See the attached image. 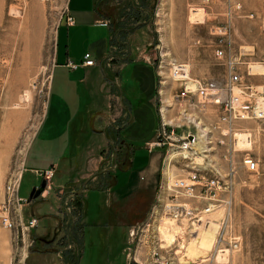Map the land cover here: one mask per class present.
Segmentation results:
<instances>
[{"label":"rangeland","instance_id":"374dc122","mask_svg":"<svg viewBox=\"0 0 264 264\" xmlns=\"http://www.w3.org/2000/svg\"><path fill=\"white\" fill-rule=\"evenodd\" d=\"M66 2L67 0H0V220L5 211L7 183L20 175L17 197L22 202L16 209H19L23 223L20 226V222H16L13 230H7L0 221V233L9 235L10 264H73L80 259L78 264L113 262L106 258L107 249H104L102 243V236L108 234L110 229L101 230L100 227L91 225L92 222L88 219V215L99 208L97 202L101 197H97L92 191L90 195H86V218L80 206L82 196L77 199L74 194L65 196L67 201H63L64 209L59 210L58 217H53V214L50 218L46 217L49 212H57L59 191H68L66 186H62L66 182V175L57 171L55 166H49L48 162L42 163L46 168L29 170V163L33 160L32 153H27L45 116L55 33L63 16L66 20ZM100 3L106 25L112 26V46L120 50V43L125 42L129 48L122 47L124 50L121 54L124 57L129 54L133 60L140 56V59L151 65L148 90L153 89V93L155 91L156 111L153 109V112L157 114L158 132L160 120L157 91L160 84L170 92L169 95L166 92L165 97L172 101V105L174 94L184 90L183 79L188 78L191 82L203 85L201 86L207 91L211 101L203 108L204 112L198 115L205 126L218 125L219 131H212V141H215V151L212 150L214 147L210 149L213 161H205L200 170L206 169L205 166L216 165L220 169L224 186L216 192V198L207 194L206 200L197 206L200 213L208 206L216 208L209 217H202L209 220L207 227L218 225L217 232L221 226L219 233L216 232V239L218 234L222 242L215 246L213 253H210L212 246L211 251L204 252L203 256L197 255L190 259L191 262H187L182 257L183 251L180 248L192 241L195 231L206 227L195 226V231H192L188 218L182 215L178 219L179 223L167 222L174 223V228L177 226V230L173 228L174 231L172 229L173 232L168 235L166 234L171 224L164 227L163 224L160 225L164 229L162 235L158 231L160 216L153 223L154 232L149 230L142 236L134 229L148 220L158 195L165 196L167 185L170 188L175 185L176 180H185L194 170L193 162L200 163L201 160L198 156H193L195 159L191 157L190 161L179 160L175 164L172 161L173 164L167 167L168 159L164 161L165 149L153 145L158 132L154 142L146 146V150L143 149V144H138L136 157H145L148 161L150 157L147 153L151 150H155L152 157L159 154L156 164L157 183L145 218L135 222L128 230L125 251L116 264H153L158 258L154 253L169 257L171 264H264V120L239 123L240 127L248 130H253L255 126L259 129L257 133L251 134L249 150L239 143L237 151L232 154L227 146L232 147L233 139L222 135V132L226 133V126L225 123L218 122V117L223 116L224 106L216 104L217 98L214 96L215 86H222L225 81L226 59L228 55H234L240 61L236 73L240 75L242 82L264 98V77L256 76L264 74V0H103ZM219 50L225 55L221 59L216 57ZM130 79V70L127 68L122 73V80ZM129 86L131 88L128 90L133 95L140 93L137 84L131 81ZM114 91L113 110L116 126L121 129L126 121V116L121 112L126 107L119 82L114 86ZM257 94L255 95L258 96ZM200 108L197 106L196 109ZM207 131L210 132V129ZM114 135L112 146L106 149V164L86 179L77 178L76 184L68 186L69 190H77L83 195L85 189L112 183L99 176L108 173V170L117 165L118 160L127 162L126 156L130 155L131 150L118 137V131ZM39 142L40 139H37L34 149ZM218 142L224 148L219 147ZM226 152L232 154L231 164L230 160L223 161L222 157L228 156ZM246 152L257 165L255 173L247 171L242 162ZM51 156L53 159L54 156ZM136 169H140L136 175L139 178L142 168ZM49 170L53 171V176L48 180L44 172ZM213 180L214 177L208 179ZM42 181L45 182V190L36 200L29 201L32 188L39 187ZM226 186L229 187V192L225 191ZM138 207L141 208L140 205ZM30 211L37 213L38 220L29 217ZM70 217H76V221L66 222ZM61 218L64 219L63 222ZM32 219L36 223L30 226L29 221ZM82 220L85 224H81ZM222 221L225 224H220ZM133 230L135 234L131 237L130 232ZM242 232L248 233L251 247L249 254H245L243 244L241 246ZM202 235L204 236L203 233ZM53 237L55 241L51 244L41 241H50ZM158 239L159 245L155 249L146 244L148 241L153 244L152 241L157 242ZM231 240L237 242V249L232 254L229 248ZM169 246L172 254L165 255ZM218 254L224 255L225 260L217 258Z\"/></svg>","mask_w":264,"mask_h":264},{"label":"crops","instance_id":"0c3cea01","mask_svg":"<svg viewBox=\"0 0 264 264\" xmlns=\"http://www.w3.org/2000/svg\"><path fill=\"white\" fill-rule=\"evenodd\" d=\"M101 1L103 0L66 2V18L69 16L72 23L67 24L63 16L57 26L45 116L27 154L32 153L30 171L46 168L42 163L48 162L49 166H55L57 171L66 175V182L62 186H66L68 191H59L58 210L49 212L46 217L50 218L52 214L53 217H58L59 210L64 209L63 201H67L65 196L74 194L77 199L82 196L80 206L86 218V195H90L92 191L97 197H101L97 202L99 208L88 215V219L92 222L91 225L100 227L101 230L110 229L108 234L102 236V243L104 249H107L106 258L112 259V263L116 264L125 251L128 230L135 222L145 218L154 197L152 191L157 183L156 164L159 154L152 157L155 150L147 151L150 158L146 161L145 157H136L135 151L138 144H143V149L146 150V146L154 142L158 132V118L153 112V109L156 111L155 91L153 93V89L148 90L151 65L140 59V56L133 60L129 54L124 57L121 54L124 50L122 47L129 48L125 42L120 43V50L112 46L113 30L111 25H106L101 13ZM116 42L119 44V39ZM86 53L91 55L94 66L82 65ZM69 64L77 67L70 68ZM127 68L131 76L129 81L122 80V73ZM256 76L264 77V74ZM131 81L138 85L140 95H133L128 90L131 88ZM118 82L126 107L121 112L126 116L121 129L116 126L112 104L114 86ZM115 131H118V137L131 150L130 155L126 156L127 162L118 160L117 165L108 170V173L99 176L112 183L85 189L83 195L77 190H69L68 186L76 184L77 178L86 179L106 164V149L112 146ZM37 139L40 142L34 149ZM51 155L54 156L53 159ZM25 161L26 164L27 160ZM136 168H142L139 178L136 175L140 169ZM45 196L47 198L48 192ZM30 212L29 217L37 218L36 212ZM84 220L81 224H85ZM61 221L64 219L61 218ZM74 221L76 217L66 219V222ZM8 237V234L0 233V264H10L11 261ZM242 238L243 252L249 254L251 247L248 233L242 232ZM79 262L76 260L73 264Z\"/></svg>","mask_w":264,"mask_h":264},{"label":"built area","instance_id":"2783aa9c","mask_svg":"<svg viewBox=\"0 0 264 264\" xmlns=\"http://www.w3.org/2000/svg\"><path fill=\"white\" fill-rule=\"evenodd\" d=\"M66 23H72V19L69 16L66 18ZM103 25H105V23H103ZM224 56L225 55L222 51H217L216 57L221 59ZM227 58L224 84L215 88L216 93L214 96L217 98L215 101L216 104L224 106L223 116H220L221 118L218 117V122L221 121L225 123L226 126V133L224 134L222 132V135H227V138L231 137L233 139L232 147L227 146L233 154L237 151L238 144L240 143L238 138H236V136H238L237 132H239V130L247 129L240 127L239 123L246 120H253L254 122L264 120V98L262 95H258L252 87L244 84L240 75L236 73V67L240 64L239 58L234 55H228ZM83 59V66L94 65V61L91 59L89 53L84 54ZM69 66L73 69L77 67L73 64H69ZM201 85L198 82H191L188 78L183 79L182 87L184 90L179 91L178 94H174L175 100L173 101V105L172 101H170L168 97H165L167 90L164 88L163 84H160V88L157 91L160 127L157 140L153 144L154 147L165 149L164 161L168 159L167 167L168 165L171 166L173 163H179V160L190 161L193 156H198L201 162H193L194 164L192 167L194 170L187 175L185 180H176L174 182L175 185H172L170 188L167 185L165 196L158 195L157 203L152 206L148 220L144 221L141 223V226L139 225L134 229L142 236H144V233L149 230L154 232L155 227H153V223L158 216H160L161 220L158 224V231L162 224L164 225V221L179 223L178 219L182 215L188 218L190 228H192L193 231L195 226H204L208 228L207 225L209 224V220H205L202 216L209 217L210 214L216 211L214 206L206 207L201 213L198 212L197 209V206L202 201L204 202L206 200L205 198L207 197V194H212V196L214 195L216 198V192H219L224 188L222 184L223 177L220 175V169L217 168L216 165L205 166L208 170H200V167H202V164L205 161H213V153L210 149L215 146V141H212V131H219L218 125L211 126V124H208V126H205L202 122V118L198 115L201 112H204L203 108L211 101L208 97L207 91L202 87L203 85ZM169 93L170 92H167V95H169ZM197 106L201 107L200 110L196 109ZM208 129H210V132L207 131ZM246 131L249 130L247 129ZM245 140L246 142H250L251 135L248 134V137ZM229 143L231 144V142ZM218 145L219 147H223L221 146L223 145L222 143L219 144L218 142ZM212 150L215 151V147ZM232 154H228V156L224 155L222 157L223 161L230 160L231 164V160L233 159ZM245 154V157L242 159L245 168L249 172L256 171L257 165L252 161L248 155L249 153L246 152ZM193 158L195 159V157ZM229 167L231 169L233 168L231 165H229ZM44 175L48 177L49 180L53 176V171H45ZM19 177L17 176L10 179L6 186L7 195L5 211L1 216L0 221L2 226L7 230H13L14 223L16 222H20V226L23 225L19 209H16V206H20V203L22 202V200L17 197ZM213 177V181H208L209 178ZM225 191L229 192V187L226 186ZM12 213H14V216ZM35 223L36 221L33 219L29 221L30 226L35 225ZM220 224L225 223L222 221ZM220 227L221 226H219L217 233H219ZM134 230L130 232L131 237H134ZM196 232L197 231L194 233ZM148 242H146V244L148 246L152 245L154 249L159 245V239L157 242L152 241L154 245L151 242ZM220 242H222V238L218 237L217 234L216 246H218ZM170 248L171 246L166 249L165 255L172 254ZM229 248L231 251L230 254L236 251V240H231ZM221 253L225 252L221 251ZM154 255L158 258L153 261V264H171L169 257L159 256V253H154Z\"/></svg>","mask_w":264,"mask_h":264},{"label":"bare ground","instance_id":"6f19581e","mask_svg":"<svg viewBox=\"0 0 264 264\" xmlns=\"http://www.w3.org/2000/svg\"><path fill=\"white\" fill-rule=\"evenodd\" d=\"M216 87H218V86H215V88ZM256 123H253V124H256ZM258 129H259V127L255 126L253 128V130L250 129L249 131H246L247 129L246 130L243 129V130H239V132H237V134H238L237 138H238L240 144L245 146L246 150H249L248 148H250V146H251V141L250 142H246V140H245L247 138V135L248 134L251 135V134L257 133ZM255 172L256 171H254V173ZM170 222H172V221H170ZM168 224H171V226L174 225V223L172 224V223H167V221H164L163 227L168 225ZM171 226L169 227L170 229L168 230V233L166 235L171 234L174 231V229L177 228V226H175L176 228H174L173 226L171 227ZM163 227H160L161 235H162V231L164 230ZM172 229H173V231H171ZM217 229H218V225H217V227L209 226L208 228H200L199 230H197V232L195 233V236L192 238V241H190L187 244V246H185V247L182 246L180 248V249H182L181 251H183V256L182 257L186 258L187 262H191L190 259H192L193 257H197V255H201V254L203 256L204 252L211 251L212 246H213V249H212V251L210 253H213V251H215V249H216L215 246H216V232H217ZM180 230H182V229H180ZM202 233L204 234V236L202 235ZM205 234H206V236H205ZM162 239L165 241L163 236H162ZM173 242H170V244H172ZM168 244L169 243H166V245H168ZM201 250H202V252L200 253L199 251H201ZM223 256L224 255L218 254L217 258L225 260V258H223ZM205 257H206V255H205ZM186 261H184V262H186Z\"/></svg>","mask_w":264,"mask_h":264},{"label":"water","instance_id":"95a60500","mask_svg":"<svg viewBox=\"0 0 264 264\" xmlns=\"http://www.w3.org/2000/svg\"><path fill=\"white\" fill-rule=\"evenodd\" d=\"M85 184H86V182L83 183V185H85ZM44 190H45V182L42 181L40 183L39 187L32 188V190L29 194V201L37 199L42 194V192Z\"/></svg>","mask_w":264,"mask_h":264},{"label":"flooded vegetation","instance_id":"af4514ba","mask_svg":"<svg viewBox=\"0 0 264 264\" xmlns=\"http://www.w3.org/2000/svg\"><path fill=\"white\" fill-rule=\"evenodd\" d=\"M41 241L45 242L46 244H49V243L51 244V243H53L55 241V237H53L52 240H50V241H45L43 239H41Z\"/></svg>","mask_w":264,"mask_h":264}]
</instances>
